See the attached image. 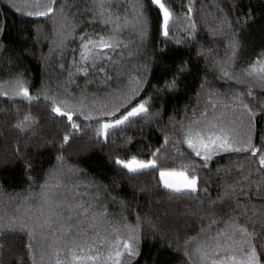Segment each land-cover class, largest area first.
I'll return each mask as SVG.
<instances>
[{
  "label": "snow or ice",
  "instance_id": "1",
  "mask_svg": "<svg viewBox=\"0 0 264 264\" xmlns=\"http://www.w3.org/2000/svg\"><path fill=\"white\" fill-rule=\"evenodd\" d=\"M122 2L126 5L123 11L119 6ZM150 3L159 13L158 35L165 41L173 40L172 26L179 17L166 0H150ZM7 4L17 13L51 20L53 39L49 42L48 55L55 52L59 57L60 70L67 72L65 84H71L75 77L83 75L86 86L93 83V79H88L93 77L109 90L102 96L92 93L89 97L84 90L76 95L66 87L60 91L63 85H58L56 90L42 85L38 94L33 95L21 72L0 83V96L19 97L29 104L43 100L53 117L64 123L56 145V163L45 173L39 192H33L29 187L28 195L21 203L11 211L6 207L0 212V233L21 231L27 235L30 264H133L141 252L144 225L153 232L159 231L158 226L151 218H142L139 214L135 223L128 222L126 216L122 217L123 222L110 219L107 204L100 203L108 192L106 185L87 179L72 184L65 182L66 178L78 177L84 171L78 165L69 164L65 152L68 148L86 150V146L79 143L84 140L107 145L110 136L117 131L123 135V129L136 120H143L145 126L158 120L163 106L153 111L154 97L178 88L181 75L189 70L188 62L178 64L170 78L159 85L151 84V64L131 63L144 54L152 31L143 0H88L84 9L90 14L87 21H77L75 15L70 16L68 9L72 5L58 0H7ZM215 7L222 15L213 17L216 26H209V33L226 40L224 57L220 58L212 48L203 45L197 50V56L203 57L206 65L210 64L219 72L220 79L233 81L246 90L221 93L206 87L208 81L204 77L201 91L197 92L198 104L201 95L204 96V108L198 118L189 119L187 115L178 121L170 118L172 131L164 133L163 143L151 151L150 158L132 154L125 158L115 155L110 159L128 174L158 170L159 182L169 191V197L199 198L201 192L207 194L208 191L207 187H201L202 183H208L200 175L201 170L208 169L210 162L221 154H244L245 159L256 165L254 171L258 176L253 178L252 168L246 169L243 163L237 162L240 179L233 183L225 180L216 200L207 197V215L212 218L207 224L200 225L194 235L181 238L177 234L174 251L181 254L178 264H264V204L258 209L252 201L253 192L264 197V132L257 128V120L264 116V102L257 101L255 92V89L264 91V49L236 71L243 47L239 30L233 27L232 19L219 4ZM193 12L194 0H188L186 12L182 14L187 21L184 31L195 40L197 26ZM252 18L249 11L243 23L247 24ZM85 22L98 23L101 31L87 28L78 31ZM236 23L241 24L240 17ZM3 28L4 24H0V31ZM35 30L38 38L40 26L37 25ZM126 32L130 38H125ZM174 42L181 44L182 40L175 39ZM70 44L76 46L69 47ZM159 51L162 53L164 49ZM69 52L71 59L66 68L64 58ZM113 80L118 81L115 88H111ZM146 85L154 91L141 98L147 90ZM249 100L252 102H247ZM12 127L21 133L33 132L38 127V119L26 112ZM127 139L130 142L132 138ZM46 143L52 145L53 141ZM170 144L181 156L184 155L181 145H186L200 162L188 159L179 167H162L159 163L162 148ZM15 152L20 153L19 146ZM25 167L31 172L33 165L25 161ZM216 171L219 173L221 169L218 167ZM225 200L235 206L226 218L218 216L214 208ZM120 203L122 207L126 205L124 200ZM204 203L200 200L201 206ZM198 213L203 218V207ZM168 247L173 248V243L169 242ZM19 264H25L23 258Z\"/></svg>",
  "mask_w": 264,
  "mask_h": 264
},
{
  "label": "trees",
  "instance_id": "2",
  "mask_svg": "<svg viewBox=\"0 0 264 264\" xmlns=\"http://www.w3.org/2000/svg\"><path fill=\"white\" fill-rule=\"evenodd\" d=\"M58 2L72 5L68 12L70 16L75 15L77 21H87L90 14L84 9L88 0H58ZM143 2L151 21L152 31L144 54L131 63L151 64L152 85L162 84L164 79H169L171 72L183 61L188 62L189 70L181 75L175 91L154 97L152 110L156 111L163 106L158 120L147 126L143 120H136L123 129V135L117 131L110 136L107 145L84 140L79 143L86 146V150L68 148L65 152L68 163L78 165L84 171L78 177L66 178L65 182L72 184L77 180L87 179L106 185L108 192L100 203L107 204L111 214L110 219L122 221V217L126 216L128 222L135 223L136 215L139 214L142 218H151L158 226L159 231L153 232L147 224L144 225L141 252L133 264H178L182 258L180 253L174 251L177 234L181 238L194 235L200 225L209 222L212 217L207 215L209 210L207 197L216 200L223 190L225 180L233 183L240 179L237 162L243 163L246 169L251 167L253 178L258 176L254 171L256 165L245 159L244 154H221L210 162L208 169L200 171V175L208 180L207 184H201L202 188L207 187V194L201 192L199 198L169 197V191L159 182L158 170H148L139 175L128 174L126 170L116 166L110 157L119 155L125 158L138 154L141 158H150L151 151L163 143L164 133H171L173 125L170 123V118L177 121L185 115L189 119L198 118L204 108V96L201 95L198 104L197 92L201 91L200 85L204 77H207L208 81L206 87L217 89L221 93L230 94L233 90H246L243 86L235 85L233 81L220 79V73L212 69L210 64L206 65L203 57L197 56V50L203 45L205 48H212L220 58L224 57L226 40L209 33V26H216L213 17L222 15L215 7L219 4L232 19L233 27L239 30L243 44L235 66L236 71L246 66L247 62L264 49V0H194L193 19L197 26L195 40L190 39L188 33L184 31L187 21L182 14L186 12L188 0H166L179 17L172 26L171 35L174 39L171 41H165L158 35L159 13L156 7L151 5L150 0ZM119 6L123 11L126 5L122 2ZM249 11L253 18L244 24L243 18ZM237 17L241 18V24L236 23ZM0 24H4L3 31H0V45H3V48H0V83L13 79L16 73L21 72L28 81L33 95L38 94L42 85H48L53 90H56L58 85H63L60 91L66 87L76 95L84 90L89 97L92 93L102 96L109 90L108 87L101 86L93 77L88 78L93 79V83L86 86V78L83 75L75 77L71 84L64 83L67 72L60 70L59 57L55 52L50 57L48 55L49 42L53 39L51 20L17 13L8 6L7 0H0ZM37 25L40 26L38 38L35 30ZM84 28L89 31H101V25L98 23L85 22L78 31H83ZM124 35L125 38H130L129 33L126 32ZM175 39H181L182 43L176 44ZM75 46L76 44L69 45V47ZM161 48L164 49L162 53L159 51ZM70 59L71 53H66L64 58L66 68ZM117 83L118 81L113 80L111 88H115ZM146 89L141 98L147 97L154 91L151 86L146 85ZM255 92L257 101L264 102V91L255 89ZM194 110L195 116H193ZM26 112H31L37 117L38 127L33 132L21 133L12 125L17 119H22ZM257 128L264 132V116L257 120ZM63 130L64 123L53 117L43 100L29 104L19 97L10 99L0 96V212L6 207L11 211L21 203L23 197L28 195L29 187L33 192H39V185L44 180L45 173L56 163V145ZM128 137L132 138L130 142ZM49 140L53 141L52 145L46 143ZM17 146L20 148L19 154L15 152ZM181 151L184 153L183 156L178 154L171 144L162 148L159 163L162 167H179L188 159H196L197 163L200 162L186 145H181ZM25 161L33 165L31 172L26 169ZM218 167L221 169L219 173L216 171ZM29 176L32 177L31 180ZM80 191L83 192L84 189L81 188ZM112 197L116 199L113 200ZM121 200L126 202L123 207ZM200 200L205 201L203 206ZM252 201L259 209L260 205L264 204V197L253 192ZM201 207L205 212L203 218L198 213ZM234 207V203L228 200L223 203L218 202L214 206L216 214L225 218L232 214L231 210ZM194 212L198 214L193 215ZM220 227L223 225L221 224ZM256 227L259 229V223ZM28 242L27 235L21 231L0 233V264H19L21 258L24 259L25 264H30L26 249ZM169 242L173 243V248L168 247Z\"/></svg>",
  "mask_w": 264,
  "mask_h": 264
}]
</instances>
